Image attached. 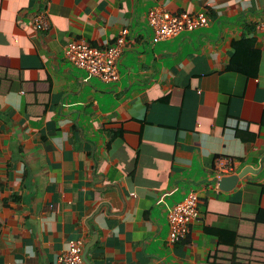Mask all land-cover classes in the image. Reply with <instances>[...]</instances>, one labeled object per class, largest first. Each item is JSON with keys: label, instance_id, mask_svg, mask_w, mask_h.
Wrapping results in <instances>:
<instances>
[{"label": "crops", "instance_id": "1", "mask_svg": "<svg viewBox=\"0 0 264 264\" xmlns=\"http://www.w3.org/2000/svg\"><path fill=\"white\" fill-rule=\"evenodd\" d=\"M154 7L210 21L154 43ZM257 22L264 0H0V264H62L73 240L91 264H201L218 244L207 228L237 231L264 212ZM124 28L115 82L64 56L75 40L107 49ZM246 38L258 56H236ZM246 169L231 190L219 187ZM191 191L200 218L171 244L168 210Z\"/></svg>", "mask_w": 264, "mask_h": 264}, {"label": "built area", "instance_id": "2", "mask_svg": "<svg viewBox=\"0 0 264 264\" xmlns=\"http://www.w3.org/2000/svg\"><path fill=\"white\" fill-rule=\"evenodd\" d=\"M47 11H41L34 17L37 30H45L49 26ZM149 26L153 30V42L159 43L172 39L183 32H193L204 28L209 24V16L205 11L191 13L182 11L172 13L160 7L152 8L147 15ZM257 30L264 31V22H257ZM129 29L120 31L115 42L107 49L101 50L87 45L84 42L72 41L64 49L65 58L72 65L86 71L89 75L97 77L104 82L111 83L119 80V59L127 42ZM217 167L224 170H232L231 159L220 157L217 159ZM169 232L168 240L175 244L186 238L190 224L200 218L199 194L191 191L179 202L173 204L167 213ZM83 240H73L60 261L62 264H87L84 259Z\"/></svg>", "mask_w": 264, "mask_h": 264}, {"label": "trees", "instance_id": "3", "mask_svg": "<svg viewBox=\"0 0 264 264\" xmlns=\"http://www.w3.org/2000/svg\"><path fill=\"white\" fill-rule=\"evenodd\" d=\"M257 26V25H256ZM257 29V27H256ZM237 45L236 56L245 52L251 55L256 50L255 55H259V48L251 43L250 38L240 40ZM251 43V44H250ZM244 48V49H243ZM242 49V50H240ZM239 50V52H238ZM232 59L230 67L237 65V60ZM257 58L252 60L248 73L256 70ZM233 64V65H232ZM251 67H255L254 69ZM253 70H251V69ZM4 206L2 199V181L0 180V212ZM4 228V220L0 215V235ZM206 231L217 236V249L201 264H264V212L261 211L253 216H246L241 221V226L237 231H226L216 228H207Z\"/></svg>", "mask_w": 264, "mask_h": 264}, {"label": "water", "instance_id": "4", "mask_svg": "<svg viewBox=\"0 0 264 264\" xmlns=\"http://www.w3.org/2000/svg\"><path fill=\"white\" fill-rule=\"evenodd\" d=\"M246 171H248L247 169L242 171L239 174H234V175H230V176H224L219 180V187L224 190V191H229L231 190L233 187L236 186V184L238 183L239 179L243 178L244 175H246ZM86 252L87 250H85L84 252V259L86 261L87 264H91L87 257H86Z\"/></svg>", "mask_w": 264, "mask_h": 264}]
</instances>
